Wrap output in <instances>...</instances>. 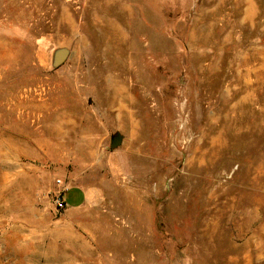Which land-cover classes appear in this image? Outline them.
Wrapping results in <instances>:
<instances>
[{"label":"rangeland","instance_id":"rangeland-1","mask_svg":"<svg viewBox=\"0 0 264 264\" xmlns=\"http://www.w3.org/2000/svg\"><path fill=\"white\" fill-rule=\"evenodd\" d=\"M0 264H264V0H0Z\"/></svg>","mask_w":264,"mask_h":264},{"label":"crops","instance_id":"crops-1","mask_svg":"<svg viewBox=\"0 0 264 264\" xmlns=\"http://www.w3.org/2000/svg\"><path fill=\"white\" fill-rule=\"evenodd\" d=\"M118 106L119 102H112V108ZM88 199V193L77 186H67L66 193L64 194V200L66 203L67 210H74L82 207Z\"/></svg>","mask_w":264,"mask_h":264},{"label":"water","instance_id":"water-1","mask_svg":"<svg viewBox=\"0 0 264 264\" xmlns=\"http://www.w3.org/2000/svg\"><path fill=\"white\" fill-rule=\"evenodd\" d=\"M67 52L65 50H59L55 53L54 59H53V66L58 67L60 66L66 59ZM121 144V138L119 136H116L111 139L110 141V148L114 149L117 148Z\"/></svg>","mask_w":264,"mask_h":264},{"label":"built area","instance_id":"built-area-1","mask_svg":"<svg viewBox=\"0 0 264 264\" xmlns=\"http://www.w3.org/2000/svg\"><path fill=\"white\" fill-rule=\"evenodd\" d=\"M56 184L61 187L60 190L55 194V209L56 210H64L66 209V203L64 200V194L66 193V187L63 186L60 180L56 181Z\"/></svg>","mask_w":264,"mask_h":264}]
</instances>
